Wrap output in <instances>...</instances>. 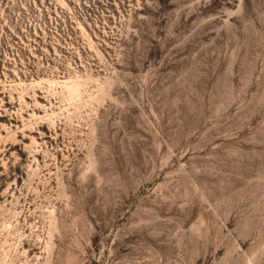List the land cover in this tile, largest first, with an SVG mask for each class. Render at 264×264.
Returning <instances> with one entry per match:
<instances>
[{
  "label": "rangeland",
  "instance_id": "1",
  "mask_svg": "<svg viewBox=\"0 0 264 264\" xmlns=\"http://www.w3.org/2000/svg\"><path fill=\"white\" fill-rule=\"evenodd\" d=\"M0 264H264V0H0Z\"/></svg>",
  "mask_w": 264,
  "mask_h": 264
}]
</instances>
